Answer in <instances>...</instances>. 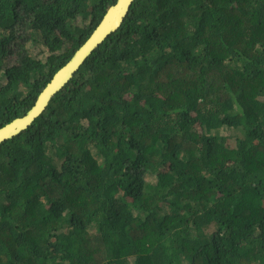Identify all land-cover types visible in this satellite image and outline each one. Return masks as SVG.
<instances>
[{
	"label": "trees",
	"instance_id": "16d2710c",
	"mask_svg": "<svg viewBox=\"0 0 264 264\" xmlns=\"http://www.w3.org/2000/svg\"><path fill=\"white\" fill-rule=\"evenodd\" d=\"M116 1L0 0V128ZM0 264H264V0H135L0 145Z\"/></svg>",
	"mask_w": 264,
	"mask_h": 264
},
{
	"label": "water",
	"instance_id": "95a60500",
	"mask_svg": "<svg viewBox=\"0 0 264 264\" xmlns=\"http://www.w3.org/2000/svg\"><path fill=\"white\" fill-rule=\"evenodd\" d=\"M134 1L117 0L108 9L89 39L76 51L72 59L54 75L31 110L24 117L16 118L0 128V145L27 130L46 111L54 95L73 78L87 58L123 25Z\"/></svg>",
	"mask_w": 264,
	"mask_h": 264
},
{
	"label": "rangeland",
	"instance_id": "374dc122",
	"mask_svg": "<svg viewBox=\"0 0 264 264\" xmlns=\"http://www.w3.org/2000/svg\"><path fill=\"white\" fill-rule=\"evenodd\" d=\"M32 54L33 56H35L37 59L42 60V61H46L47 58V52H43L41 51V49H32ZM57 168H60V163L57 164Z\"/></svg>",
	"mask_w": 264,
	"mask_h": 264
}]
</instances>
